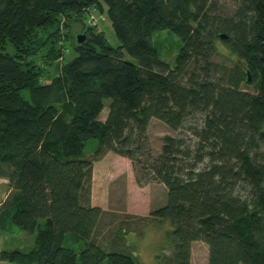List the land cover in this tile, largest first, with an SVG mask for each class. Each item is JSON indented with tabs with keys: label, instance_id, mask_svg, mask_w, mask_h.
Masks as SVG:
<instances>
[{
	"label": "trees",
	"instance_id": "1",
	"mask_svg": "<svg viewBox=\"0 0 264 264\" xmlns=\"http://www.w3.org/2000/svg\"><path fill=\"white\" fill-rule=\"evenodd\" d=\"M91 9L117 46L85 22ZM74 22L84 38L73 36L70 57ZM160 31L178 41L170 63L154 45ZM220 52L230 65L213 60ZM149 118L194 141L164 135L151 155ZM91 138L95 158H127L137 185L165 187L151 215L170 224L171 264H189L195 240L206 264H264V0H236L230 13L215 0H0V178L12 190L0 232H35L36 245L0 249V261L134 264L93 238Z\"/></svg>",
	"mask_w": 264,
	"mask_h": 264
},
{
	"label": "rangeland",
	"instance_id": "2",
	"mask_svg": "<svg viewBox=\"0 0 264 264\" xmlns=\"http://www.w3.org/2000/svg\"><path fill=\"white\" fill-rule=\"evenodd\" d=\"M215 1L218 9L223 13H230L236 4V0ZM91 12V15L86 13L85 16L83 15L85 22L102 30L110 46H117L118 39L104 13L100 15L95 9H91ZM82 21L84 22L83 18ZM69 33L72 37L65 39L64 45L69 47L65 55L71 57L74 55L71 40L74 35L82 34L81 25L74 22L71 27L69 26ZM153 40L158 49L159 59L167 63L172 62L177 52V38L170 32L160 31L153 35ZM224 54L220 52L214 55L213 60L230 65L231 60ZM50 67L52 71V66H48ZM239 87L249 92L255 90L254 86L243 82ZM108 102V99L103 100L104 106L98 115L99 120L104 119ZM191 120L194 121V119ZM164 135L182 136L189 143L194 141L185 129L172 130L162 121L149 118L144 137L145 146L151 155L155 156L159 153L161 139ZM95 145L96 139L91 138L84 142L83 147V156L91 160L89 203L98 206L102 211L93 233L94 240L106 251L114 250L129 255L134 264H171L172 248H170V241L167 237L171 229L170 224L167 220L151 215L153 210L165 203V187L158 182L137 185L134 180V171L127 158L111 152L95 158L92 154ZM261 150L260 148L259 151ZM136 169H138L137 166ZM11 193L12 190L8 188L6 180L0 178V205L9 199ZM35 246V232L28 234L15 228L0 232V249H17L24 252ZM72 246L74 247L73 243ZM206 257V244L199 240L191 241L189 264H206ZM0 264L15 263L0 261Z\"/></svg>",
	"mask_w": 264,
	"mask_h": 264
},
{
	"label": "water",
	"instance_id": "3",
	"mask_svg": "<svg viewBox=\"0 0 264 264\" xmlns=\"http://www.w3.org/2000/svg\"><path fill=\"white\" fill-rule=\"evenodd\" d=\"M219 37L223 38L224 35L223 34H220ZM83 38H84V35L83 34H76L75 35V41L77 43L81 42Z\"/></svg>",
	"mask_w": 264,
	"mask_h": 264
}]
</instances>
